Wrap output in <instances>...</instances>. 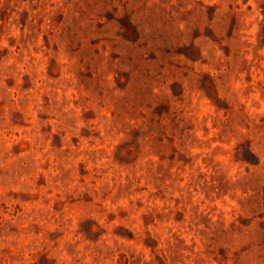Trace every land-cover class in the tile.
Wrapping results in <instances>:
<instances>
[{
    "label": "rangeland",
    "instance_id": "rangeland-1",
    "mask_svg": "<svg viewBox=\"0 0 264 264\" xmlns=\"http://www.w3.org/2000/svg\"><path fill=\"white\" fill-rule=\"evenodd\" d=\"M0 264H264V0H0Z\"/></svg>",
    "mask_w": 264,
    "mask_h": 264
}]
</instances>
